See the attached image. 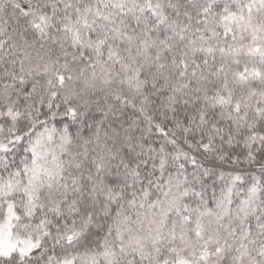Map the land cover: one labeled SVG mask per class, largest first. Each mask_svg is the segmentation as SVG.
Wrapping results in <instances>:
<instances>
[{
    "label": "snow or ice",
    "instance_id": "snow-or-ice-1",
    "mask_svg": "<svg viewBox=\"0 0 264 264\" xmlns=\"http://www.w3.org/2000/svg\"><path fill=\"white\" fill-rule=\"evenodd\" d=\"M0 264H264V0H0Z\"/></svg>",
    "mask_w": 264,
    "mask_h": 264
}]
</instances>
